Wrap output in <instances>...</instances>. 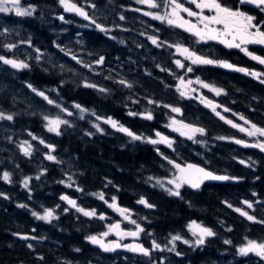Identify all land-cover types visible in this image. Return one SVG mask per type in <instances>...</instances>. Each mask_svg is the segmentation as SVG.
Returning <instances> with one entry per match:
<instances>
[{
  "label": "flooded vegetation",
  "instance_id": "af4514ba",
  "mask_svg": "<svg viewBox=\"0 0 264 264\" xmlns=\"http://www.w3.org/2000/svg\"><path fill=\"white\" fill-rule=\"evenodd\" d=\"M65 1L81 6L87 18L79 21L77 15L63 10L61 2L60 7L52 9L45 4L49 2L40 0L32 2L34 8L31 15L57 16L60 11L67 23L65 25V21L61 22L58 18L63 23L58 27H64V34L69 33L72 39H82L85 61H90L92 54L97 55L95 60L87 64V69L91 66L101 69L102 82L104 81V88L101 85L97 87V90L101 87L97 95L104 100L106 113L99 110L97 115L102 114L117 122V127L108 125L113 128L111 130L104 125L102 131H99L101 137H107L106 140L113 144L116 142V147L119 144L118 147L127 153L117 147L119 151L128 157L132 146L143 145L159 156L160 161L157 165L151 161L139 165L133 173L138 178L129 176L135 182L136 188L132 191L124 190L119 181L115 194H108L106 187H110L107 185L114 175L111 172L105 173L97 190H83L72 185L74 172L62 168L67 173L63 175L67 181L60 191L50 193L44 190L39 195L38 190L30 187L31 180L38 181L41 174L46 173L53 164L62 167V164L68 166L72 163L62 162L63 148L58 149L56 143H48L35 136L37 141L31 142L33 150H20L25 159L43 162L35 163V171L26 174L25 178L31 180L23 190L24 196L19 198L20 217L13 222H17V225L3 229V236L10 237L8 242L12 240L17 244L14 245L17 247L15 252L21 258H17L19 261L16 264H254L252 262L263 260L264 256L258 254L254 257L251 256L252 253L244 255L239 249L249 241L264 243V150L253 146L264 143V136L259 133L249 136L246 131L233 127V124L248 130H252L253 124L264 128V64L247 54L264 58V45L249 43L241 45V48H230L220 39L201 40L193 32H189L187 26L180 27V21L168 23L169 19L176 20L175 16L170 15L171 0ZM176 2L191 11L201 12L191 0ZM52 3L58 5L59 1ZM219 3L254 17L253 23L264 31V10L261 7L243 4L240 0H219ZM4 15L0 12V19H5L8 25L9 14L2 17ZM202 15L213 16L215 11L203 9ZM159 16L166 18L158 19ZM180 16L203 28L199 17H190L183 11H180ZM69 20L74 24H69ZM210 27L223 30L222 25L210 24ZM178 47L187 48L197 56L213 61L227 62L233 67L226 68L220 63L193 64L185 54L177 50ZM244 48L247 53L242 50ZM101 57L103 61L93 65ZM189 68L192 70L188 71ZM251 72L259 74V78L250 75ZM205 84L210 87H204ZM213 88L222 91L217 94ZM174 108L179 111H173ZM149 113L151 119L147 118ZM100 117L102 116H99V121ZM156 117H161L159 122L155 120ZM228 121H232V124ZM120 126L141 138L133 139L120 131ZM81 129L72 130L77 134L76 143L95 144L99 141V137L94 139L97 134L90 135L85 127ZM192 129L204 131L195 132ZM41 131L58 138L62 133L60 130L47 129L38 132ZM156 136L161 139L155 140ZM153 140L157 143H152ZM238 140L243 143H236ZM39 145L43 157L36 149ZM49 155L55 159L49 160ZM189 164L235 179L219 183L203 182L199 188H193L181 181L184 174L180 168ZM174 177L181 181L179 189L171 183ZM230 183L234 188L229 186ZM175 191L180 194H171ZM89 194L92 196L89 197ZM0 198L8 200L6 195L0 194ZM69 200L75 201V206L69 204ZM141 200L146 203H140ZM49 209L52 217L49 220L41 219ZM84 212L95 214L88 216ZM33 213L37 215L33 216ZM249 216L253 219H248ZM192 221L211 229L214 235L205 236L204 242L197 244L200 234L198 231L193 234V228L189 227L193 224ZM116 225L119 227H114ZM130 232H138V235H125ZM234 233L253 236L244 239L234 236ZM177 236L180 239L173 240ZM89 237H96L103 242L117 241L120 246L141 244L148 248V254L123 249L103 252ZM226 241L229 243H225ZM154 243L159 247H154ZM7 247L12 249L9 245ZM91 249L95 252H90ZM0 264L15 263L5 257L2 260L0 258Z\"/></svg>",
  "mask_w": 264,
  "mask_h": 264
},
{
  "label": "trees",
  "instance_id": "16d2710c",
  "mask_svg": "<svg viewBox=\"0 0 264 264\" xmlns=\"http://www.w3.org/2000/svg\"><path fill=\"white\" fill-rule=\"evenodd\" d=\"M34 1L36 0H29V2L31 3ZM40 1H47L49 3H52L56 0ZM17 17H8V27L10 29H15L19 26V28L22 29V38L24 36L26 38L25 41L19 45L20 48L17 52L19 53L17 59L20 58V60L27 64L28 67L17 69L12 65H9L14 69L7 67H4V69H2V65L0 66V76L3 75V78L9 80V89L12 92H17L18 88H22L24 92L23 99L25 101L22 104V109H20V112H15V114L13 115V120H10L9 122L13 121L15 123L14 127L16 128L21 127L22 132L32 131L35 136L42 138L43 141L48 143H56L58 149L63 148L64 157L61 155V157H63L62 162L72 163L68 166L62 164V167L57 165L55 166V164L51 165L46 173L41 174V178H39L38 181L35 182L31 180L30 187H34L35 190H38L37 194L39 195L41 194V192H44V190L59 192L63 187V183L67 181L66 178H63L65 172L62 168H64L72 170L74 172L72 185H75L76 187L83 190H97L100 186V182L103 179V176L107 172H111L112 174H114L113 179H111L107 185L110 187H106V190H108V194H115V190L117 188V185H119V181L121 182L124 190H135V182L134 180L130 179L129 176L133 175L134 171L138 169L139 165L146 164L149 161L157 165L160 161L159 156H157L149 149L145 148L143 145L132 146L129 149V153H131L129 157L122 154L119 149L123 152L126 151H124L122 148H119L117 145V147L119 148L118 149L115 146L116 142L113 144L110 142V140H106L107 137H101V133L96 128L97 122H99V116L97 115V112L101 110L102 112L106 113L104 100H102L100 96L97 95V87H95L96 89H94V87L90 85L76 86L77 84L69 82L62 84L60 83L61 78L58 75L56 69L51 74L46 75L45 70L47 67H42L35 62L34 58L30 59L29 57H27L29 55H27V51L31 48H34V45H36V51L39 52V54L35 55L39 57V59H41L42 56L43 59L52 58L56 53L60 55V51L56 50L55 52V49L53 48L52 41L55 40V34L52 29L63 25V23H61L54 14H46L42 15L41 17L35 14L26 16L24 19L20 18L19 16ZM26 29L30 32L25 31ZM21 47L24 48L21 49ZM41 52H43L44 54H42ZM36 56L34 57L36 58ZM29 85H31V87H29ZM47 86H49V89L45 91V96L47 97V99L38 96L37 91L33 93V89H35L36 87L45 88ZM55 88L58 89L57 104L53 102L49 103V95H51ZM32 94L34 95L33 98H31ZM7 99L8 101L6 102ZM2 101L11 109L14 108L15 104L12 99L4 96L2 98ZM26 101H29L30 103V106H28L29 112L27 115H23L22 112L25 110L24 107L27 106ZM77 104L80 105L83 111H81L77 107ZM54 110L61 113V118L69 117V115L74 116L75 121L70 125L73 126L75 130L79 128L81 129V127H85L89 130L90 135L97 134V138L94 139L97 140L99 137V141L95 144H78L76 143L77 134L75 131H62L59 138L56 135L55 137L48 136L43 131L38 132L41 129H44L42 127L43 117ZM114 118L118 119L119 117ZM160 119L161 117L155 118L157 122H159ZM10 145L11 144H8L7 148H5L6 143L0 142V194L6 195V197L8 198V200L0 198V258L2 260L6 257V259H11V263H18L19 260L17 258H21V256H18V253L15 252L17 251V247H14L16 243L12 240H9L11 241V243L8 242V239L10 237L3 236V229L4 227L12 228L14 226L13 222L19 218V198L20 196H24L23 190L27 188L23 187L17 189V187L21 185L20 182L18 183V181L21 180L20 173L22 172L25 175L33 173L35 171L33 167L37 166V164L39 163L42 164L43 160L32 161L29 159H22L19 153L16 156H12L14 152L10 148ZM36 149L40 156L43 157L41 146H36ZM147 156H149V159ZM4 160H8L13 165L7 168L8 172L12 174V182L2 179L4 167L2 166L1 161ZM35 163L37 164L34 165ZM133 178L136 179L138 178V176L134 174ZM231 185L234 188L233 184H230L229 186ZM91 196L92 195L89 194V197ZM3 205L4 208L2 209ZM236 229L237 224H235V230ZM234 236L244 237V239H246L253 235L251 234L245 236L240 233H234ZM258 241L261 240L258 239ZM8 245L11 246L12 249H9L7 247ZM93 251L95 252V250L93 249L90 250V252ZM252 263L264 264V259H261L259 262Z\"/></svg>",
  "mask_w": 264,
  "mask_h": 264
},
{
  "label": "snow or ice",
  "instance_id": "6c2138e0",
  "mask_svg": "<svg viewBox=\"0 0 264 264\" xmlns=\"http://www.w3.org/2000/svg\"><path fill=\"white\" fill-rule=\"evenodd\" d=\"M141 2H145V0H141ZM193 4L196 5L198 9H201V12H194L191 11L189 8H185L182 4H179L176 2V0H171L172 4V12L170 15L175 16L176 20L169 19L168 23L169 24H175L177 21H180L179 26L180 27H185L187 26V30L189 32H193L196 36H198L201 40L205 39H220L222 43L226 44L228 47H236V48H241V45H246L249 43H256V44H261L264 45V31L260 30L259 25L254 24L253 20L254 17L249 16L245 13H242L240 11H234L228 7H224L219 3V0H191ZM241 2H246V0H241ZM247 2H252L257 4L258 7H261L262 10H264V0H247ZM11 3L13 6H17L19 4V0H0V12H7L10 11L8 7H5L4 5ZM62 4H65L66 10L67 11H76L80 15L85 16L87 18L86 13L80 9L77 8L76 5H68L66 4L65 0H61ZM155 6V5H153ZM203 9H212L215 11V15L213 16H203L202 15V10ZM180 11H183L188 14L190 17H199L200 18V23L203 24V28H200L197 26V24L191 23L188 20H184L183 17L180 16ZM17 14L18 15H31V11L28 10H20L17 8ZM158 19H165L166 17L164 16H159L157 17ZM62 19V17H61ZM210 24H216V25H222L223 30L220 28H212L210 27ZM97 27H100L97 25ZM231 37V39H227V37ZM223 37V38H222ZM239 41V42H237ZM153 43H156L155 40H153ZM8 47H14V45H8ZM178 51H180L182 54H185L188 59L192 61L193 64H214V63H220L222 64L223 67L226 68H232L233 65L228 64L227 62H217L213 61L210 59H207L205 57L197 56L194 52H190L187 48H177ZM247 53V49L244 48L242 49ZM252 57V59H255L259 61V63L264 64V58L252 55L251 53H247ZM75 58V57H73ZM0 60H4L5 63L12 65L14 68L20 69V68H26L28 67L27 64H25L23 61L17 62L13 60H5L3 57H0ZM103 61V57L100 58L97 63H101ZM177 64H180L179 61H177ZM182 66V65H181ZM192 69L189 68L188 71H191ZM239 71H247L246 69H239ZM250 75L257 76L259 78V74L255 72L249 73ZM121 83H124V81H120ZM199 82V81H198ZM92 87H95L94 85H90ZM31 87V85H29ZM204 87H210L209 85L205 84ZM213 91H216L217 94H220L222 89H212ZM33 91H36L33 89ZM40 96H44L43 92L38 93ZM183 95V93H182ZM47 99V97H45ZM49 103H52V101H49ZM211 106V105H210ZM79 107V105H77ZM213 110H215L213 108ZM173 111H179V109H173ZM219 115V113H217ZM3 114L0 113V116ZM148 119H151V114L149 113L147 115ZM223 119V117H221ZM7 119L11 120L12 117L8 116ZM241 119H244L241 117ZM110 123L113 127H117V122L112 121L109 119L107 121ZM61 123H66V121H60V120H52L49 122V127L51 131H57L58 127ZM228 123L232 124V121H228ZM233 127H238L240 131L242 132H247L249 136H255L257 133H259L261 136H264V128H259L255 124L251 126L252 130L245 129L241 127L240 125L233 124ZM119 130L122 132H125L127 135L131 136L133 139H140L141 137L136 136L134 133H132L129 129L124 128L123 126L119 127ZM192 131L195 132H203V129H192ZM186 134V133H184ZM159 135V134H158ZM163 139V138H162ZM152 143H157V141H151ZM164 142H167L164 140ZM236 143H243V141H236ZM254 147H258L261 150H264V143H259L253 145ZM27 152V149L25 150ZM49 160H54L55 157L52 155H49L47 157ZM241 163H244L241 161ZM177 168H180L179 165L176 166ZM188 170H195V173L197 174L195 178L192 177H182L181 181L182 183H188L191 185L193 188H199L200 184L203 183L204 180H228V179H235L234 177H228V176H218L214 175L212 172L206 171L203 168H199L195 165H188L187 166ZM180 171L183 173L186 170L184 168H180ZM4 179H8V174H4ZM25 187H27V181H25ZM175 187L179 189L181 187V183H176ZM171 194L174 195H179V191L171 192ZM63 199H67V197H63ZM101 199H103V196H101ZM69 204H72L75 206V201L69 200ZM140 203H146V201L141 200ZM245 203H248L245 201ZM148 207H152V205H147ZM230 206V205H229ZM249 207H251V204H249ZM80 211H83V209H80ZM122 212L124 210H121ZM237 211H240V209H237ZM85 215L91 216L94 215V212H84ZM33 215H36V213H33ZM242 215H247V213H242ZM52 217V211L46 210L45 215L43 217H40L41 219L49 220ZM127 219V217H125ZM248 219H253V217L249 216ZM135 223V221H133ZM116 228L119 227V225L114 226ZM190 228H193V234L195 235L196 232L198 231L200 234V238L196 241L197 244H202L203 238L205 236H212L214 233L212 232L211 229L208 228H203L200 225H196L195 222H193L192 225H189ZM104 235H107L105 233ZM125 235H130V236H136L138 235V232H130L126 233ZM92 243L100 244L101 241L98 240L96 237H89ZM180 239V237H173V240ZM185 243H188V241H184ZM225 243H229L226 241ZM103 246V245H102ZM154 247H159V245H156L155 243L153 244ZM31 247V245H29ZM133 251H140L145 254H148V250L144 249L143 247L137 246L136 248L132 249ZM241 254L246 255L248 252L256 251L258 252L259 255L264 256V243L257 244L254 241H249L247 246L241 247L239 249Z\"/></svg>",
  "mask_w": 264,
  "mask_h": 264
},
{
  "label": "rangeland",
  "instance_id": "374dc122",
  "mask_svg": "<svg viewBox=\"0 0 264 264\" xmlns=\"http://www.w3.org/2000/svg\"><path fill=\"white\" fill-rule=\"evenodd\" d=\"M58 1H59L58 5H56L55 3H47V5L50 8H52V9H57V7L58 6L60 7V5H61L60 4L61 0H58ZM4 6L8 7L10 9V11L3 12L4 14H9V17H17V16H19L22 19H24L27 15H18L17 14V8H19L20 10H28V11H31V12L33 11V8H34L33 4L31 2H29V0H19V4L17 6H13L11 3H8V4L4 5ZM57 13H58V15L56 17L59 18L61 22H62V20L65 21V24H66L67 23L66 19L63 17V15L60 13V11L57 12ZM61 17H62V19H61ZM5 22H6L5 19H0V27H1L0 28V34H1V36H0V44H1L0 57H3L5 60H13V61L20 62L21 61L20 58L17 59V56L19 55V53H17V52H18V49L20 48L19 45L22 42L25 41L26 37L24 36L22 38V29H20L19 26L17 28H15V29H10ZM68 23L69 24H74V22L70 21V20L68 21ZM64 30H65L64 27H62V28H57L56 27L55 29H52V31H54V33H55V40L53 41V48H55V50H59L60 51V55H58V53H56L57 55L55 54V56H54L55 58L52 57V58H49V59H43V56H42L41 59H39V57H37L35 55V54H39V52L36 51L37 50L35 48L36 45H34V48H31V49H29L27 51V53L29 54V55L27 54L28 55L27 57H29L30 59L34 58L35 62L38 65H40L42 67H45V68L47 67L46 70H45V74L46 75L47 74H51L56 69L57 72H58V75L61 78V82L60 83H62V84H65V83L69 82V83L77 84L76 86H79V85H84V86L94 85L95 87H98L99 85H101V87H102L103 86V82H102V79L100 78V76L102 77L101 69H99L96 66H91V67H89V70L87 69L88 62H86L84 57H83L84 50H83L82 39L80 37H78V38L73 40L71 37H69L68 34H64ZM25 31L30 32L27 29ZM56 31L58 32V34H56L57 33ZM8 45H14V47L10 48V47H8ZM3 47H5V48H3ZM23 48L24 47H21V49H23ZM59 48H61V49H59ZM41 53L44 54L43 52H41ZM1 55H3V56H1ZM34 56H36V58ZM73 57H75V58H73ZM96 57H95V55H92V58L90 59L89 62H92L93 60H95ZM96 63L97 62L94 61L93 65H95ZM0 65H2V69H4V67L14 69L11 66H9L10 64L5 63L4 60H0ZM94 73H95V75H93ZM2 80L4 81V83H3ZM8 82H9V80H7L5 78H2V76L0 77V94H1L0 95V113L3 114L2 116H0V142L6 143L5 148H7L8 144H11L10 148L14 152L12 154V156H16L19 153L20 157L22 159H25L23 154H22L23 152L20 150V148H22L24 151L26 149H27V151L29 149L33 150L34 149V145L31 142L33 140L35 141L36 137H34L35 135H34V133L32 131L31 132L30 131L22 132V128L21 127H18V128L14 127L15 123L13 121L9 122L10 120L7 119L8 116H11L13 118V115L15 114V112H20V109H22V104L25 101L23 99V95H24L23 89L22 88H18L17 92H12L9 89V83ZM48 89H49V86H47L45 88H41V87H39V88L36 87L35 88V90L37 91V95L38 96H40L38 93H40V92L44 93V96H40V97H43V98L46 97L45 96V91H47ZM99 89L97 90L98 92H99ZM102 90H103V88L101 89V91ZM36 91H33V93L36 92ZM101 91H100V93H101ZM4 96L14 100V104L15 105H14L13 110H11V108L8 107L2 101V98ZM33 97H34V95L32 94L31 98H33ZM57 97H58V89L55 88L53 90V92L51 93V95H49V101H52L53 103L57 104ZM133 97H134V95L132 96V98ZM7 101H8V99L6 100V102ZM26 104H27V106L24 107L25 110L22 112L23 115H27L28 112H29L28 111V106H30L29 101H26ZM77 105H79V104H77ZM61 107H63V106H61ZM5 108L7 109V111H6ZM78 108L81 111H83V109L80 107V105H79ZM98 115L102 116V117H100V121L96 125V128L99 131H102L104 125L107 126L108 130L113 129V128H109L108 127V125L110 123H108L107 121L110 118L103 117L104 115L99 114V113H98ZM74 118L75 117L71 116V115H69V117L61 118V113L56 111V110H54L51 113L46 114L45 117H43V121H42L43 125H42V127L44 129L50 130L49 122L52 121V120H60V121H66V123H61L59 125V127H58V130L73 132L72 130L74 129V127L71 126L70 124L74 123V121H75ZM154 139L158 141L161 138L159 136H156V137H154ZM1 164L4 167V170H3V173H2V179L3 180H9V181L12 182L13 181L12 174H10L8 172L7 168H9L10 166H13V165L8 160L1 161ZM226 167H227L228 171L231 172L230 169L228 168V166H226ZM5 173L8 174V179H4V174ZM20 174H21V180H19L18 183L20 182L21 185H19L17 187V189L25 187V181H27V184H28L30 182V180H31V179L27 180L25 178L26 175H24L23 173H20ZM15 180H16V178H15ZM171 183L175 186L176 183H181V181L177 180L174 177L171 180ZM10 184H12V183H10ZM247 244H245L243 247L247 246ZM248 253L249 254L250 253L256 254V255H252L251 254V256H254V257H257V255H258V252H256V251H252V252H248ZM246 255H248V254H246Z\"/></svg>",
  "mask_w": 264,
  "mask_h": 264
},
{
  "label": "water",
  "instance_id": "95a60500",
  "mask_svg": "<svg viewBox=\"0 0 264 264\" xmlns=\"http://www.w3.org/2000/svg\"><path fill=\"white\" fill-rule=\"evenodd\" d=\"M241 1V0H240ZM243 4H248V5H251V6H254V7H258L257 6V4H255V3H252V2H247V0H246V2H242ZM66 4H68V5H73L74 3H71V2H66ZM74 5H76V4H74ZM63 6H64V8H65V10H66V7H65V4H63ZM76 7L77 8H80V9H82L81 7H79L78 5H76ZM83 10V9H82ZM84 11V10H83ZM66 12L67 13H75V14H77L78 16H79V18H81V19H86V17L85 16H82V15H80L78 12H76V11H67L66 10ZM190 165V164H189ZM191 165H195V164H191ZM188 166V165H187ZM187 166H183L182 168H184L186 171L185 172H183V174H184V177H192V178H195V176L197 175L196 173H195V170L193 169V170H188L187 169ZM195 166H197V165H195ZM197 167H199V168H203V167H200V166H197ZM204 169V168H203ZM206 171H208L207 169H205ZM209 172H211V171H209ZM214 175H218V174H215V173H213ZM218 176H224V175H218ZM210 181H214V182H220V181H229V179L228 180H204L203 182H210ZM234 181V180H233ZM190 185V184H189ZM201 185V184H200ZM191 186V185H190ZM17 237H19V235H16ZM100 241H101V239H100ZM103 245V246H102ZM95 246H97L101 251H103V252H113L114 250H118V249H123V250H125V251H129V252H134V253H143V252H140V251H133L132 249L133 248H136L137 246H140V247H143L141 244H135V243H133V244H131V245H124V246H120L118 243H117V241H110V242H103V241H101V243L100 244H96ZM144 248V247H143ZM144 249H146V248H144Z\"/></svg>",
  "mask_w": 264,
  "mask_h": 264
},
{
  "label": "bare ground",
  "instance_id": "6f19581e",
  "mask_svg": "<svg viewBox=\"0 0 264 264\" xmlns=\"http://www.w3.org/2000/svg\"><path fill=\"white\" fill-rule=\"evenodd\" d=\"M79 1V0H78ZM106 1V0H105ZM106 3V2H105ZM109 5H110V3L109 2H107ZM45 4H47V3H45ZM98 5V4H97ZM106 5V4H105ZM101 6V5H100ZM98 7H99V5H98ZM103 7H105V6H103ZM99 9V8H98ZM110 9V8H109ZM111 9H113V8H111ZM96 13V12H95ZM1 14H2V12H1ZM5 15H7V14H5ZM4 15V16H5ZM99 15V14H98ZM4 16H2V17H4ZM100 16V15H99ZM9 17V16H8ZM97 17V16H96ZM106 17V16H105ZM111 17V16H110ZM18 18V17H17ZM109 19V18H108ZM16 23V22H15ZM51 23V22H50ZM70 23V22H69ZM49 24V23H48ZM45 25V24H44ZM135 26H138L137 24H134ZM7 26V25H6ZM49 26V25H48ZM50 26H52V25H50ZM69 26V25H68ZM134 26V27H135ZM41 27V26H40ZM1 28V27H0ZM17 28V27H16ZM39 28V27H38ZM49 28V27H48ZM54 28V27H53ZM56 28V27H55ZM59 28V27H58ZM67 28V27H66ZM133 28V27H132ZM143 28V27H142ZM34 29V28H33ZM40 29H42V28H40ZM47 29V28H46ZM72 29V28H71ZM75 29V28H74ZM78 29V28H77ZM80 29V28H79ZM134 29V28H133ZM73 30V29H72ZM135 30V29H134ZM139 30H141V29H139ZM143 30V29H142ZM43 31V30H42ZM65 31V30H64ZM67 31V30H66ZM89 31V30H88ZM15 32V31H14ZM57 32V31H56ZM62 32V31H61ZM68 32H69V30H68ZM67 33V32H66ZM74 33V32H73ZM87 33V32H86ZM91 33V32H90ZM52 34V33H51ZM55 34V33H54ZM56 34H58V32L56 33ZM85 34V33H84ZM93 34V33H92ZM146 34H147V32H146ZM68 35H69V33H68ZM71 35V34H70ZM73 35V34H72ZM76 35V34H75ZM91 35V34H90ZM70 37V36H69ZM72 37H74V36H72ZM89 37V36H88ZM58 38V37H57ZM124 38V37H123ZM71 39V38H70ZM58 40V39H57ZM120 40H121V37H120ZM124 40H125V38H124ZM53 42V41H52ZM4 43V42H3ZM50 43V42H49ZM118 43V42H117ZM9 44V43H8ZM123 44V43H122ZM49 45V44H48ZM47 45V46H48ZM67 45V44H66ZM3 48H5V47H3ZM2 48V49H3ZM55 49V48H54ZM59 49H61V48H59ZM87 49V48H86ZM50 51V50H49ZM117 51V50H116ZM115 51V52H116ZM123 51V50H122ZM55 52H56V50H55ZM92 52V51H91ZM120 52V51H119ZM3 53V52H2ZM28 54V53H27ZM114 54V53H113ZM117 54V53H116ZM57 55V54H56ZM93 55V54H92ZM1 56H3V55H1ZM20 56H21V54H20ZM47 56V55H46ZM97 55H95V57H96ZM117 57V56H116ZM55 58V57H54ZM108 58V57H107ZM88 61V60H87ZM89 62V61H88ZM90 63V62H89ZM91 65V64H90ZM1 66V65H0ZM116 68V67H115ZM109 69V68H108ZM6 70V69H5ZM89 70V69H88ZM1 71V70H0ZM3 71V70H2ZM9 71V70H8ZM91 72V71H90ZM108 72H109V70H108ZM117 72V71H116ZM14 73V72H13ZM103 73V72H102ZM104 73H106V72H104ZM93 75H95V73L93 74ZM115 75H117V74H115ZM3 76V75H2ZM99 76V75H98ZM97 76V77H98ZM108 76V75H107ZM114 76V75H113ZM1 77V76H0ZM3 78V77H2ZM100 78L102 79V77L100 76ZM119 78V77H118ZM12 79V78H11ZM109 79V78H108ZM103 80V79H102ZM107 80V79H106ZM3 81V80H2ZM16 81H17V79H16ZM22 81V80H21ZM99 81V80H98ZM14 82H15V79H14ZM104 82V81H103ZM107 82V81H106ZM110 82V81H109ZM3 83H4V81H3ZM19 83V82H18ZM106 86V85H105ZM12 87V86H11ZM103 87V86H102ZM108 87V86H107ZM104 88V87H103ZM18 90V89H17ZM110 91V90H109ZM111 93H113V92H111ZM118 93V92H117ZM123 93V92H122ZM126 93V92H125ZM128 93V92H127ZM115 94V93H114ZM119 94V93H118ZM124 94V93H123ZM1 95V94H0ZM19 95V94H18ZM116 95V94H115ZM121 95V94H120ZM117 96V95H116ZM125 96H126V94H125ZM19 98V97H18ZM111 98H112V96H111ZM118 98V97H117ZM116 98V99H117ZM20 99V98H19ZM12 101H14V100H12ZM124 105H126V104H124ZM4 106V105H3ZM9 107V106H8ZM124 108V107H123ZM126 108V107H125ZM6 109V108H5ZM127 109V108H126ZM130 109V108H129ZM11 110H13V109H11ZM133 110V109H132ZM6 111H7V109H6ZM123 111V110H122ZM5 112V111H4ZM11 115V114H10ZM12 120H13V118H12ZM2 124V123H1ZM11 124V123H10ZM5 126V125H4ZM29 126V125H28ZM32 127V126H31ZM4 130V129H3ZM3 132V131H2ZM4 133V132H3ZM8 135V134H7ZM35 137V136H34ZM33 142H34V140H33ZM119 145V144H118ZM21 149V148H20ZM123 149V148H122ZM63 150V149H62ZM22 151V150H21ZM136 151V150H135ZM60 151H58V153H59ZM65 152V151H64ZM127 152V151H126ZM131 152V151H130ZM26 153H24V155H25ZM60 157V156H59ZM58 158V157H57ZM58 162V161H57ZM56 166V165H55ZM58 166V165H57ZM45 169V168H44ZM153 169V168H152ZM47 170V169H46ZM36 176V175H35ZM170 176V175H169ZM168 176V177H169ZM168 180V179H167ZM114 183V182H113ZM219 183V182H218ZM211 184V183H210ZM231 184V183H230ZM43 191V190H42ZM48 192V191H47ZM50 192V191H49ZM53 192V191H52ZM52 192H50V193H52ZM90 192V191H89ZM24 193V192H23ZM49 193V194H50ZM64 193V192H63ZM62 193V194H63ZM97 194V193H96ZM24 195V194H23ZM42 195V194H41ZM58 195V194H57ZM126 195V194H125ZM244 195V194H243ZM25 196H26V194H25ZM48 196V195H47ZM97 196V195H96ZM28 197H29V195H28ZM30 197H32V196H30ZM99 197V196H98ZM25 198V197H24ZM27 198V197H26ZM33 198V197H32ZM240 198H242V197H240ZM239 198V199H240ZM44 199V198H43ZM46 199V198H45ZM245 199V198H244ZM262 199V198H261ZM35 200V199H34ZM124 200V199H123ZM135 200V199H134ZM31 201H33V200H31ZM36 201V200H35ZM137 201V200H136ZM50 203H52V202H50ZM39 204V203H38ZM56 204V203H55ZM20 205V204H19ZM35 205V204H34ZM50 205V204H49ZM243 205V204H242ZM28 206V205H27ZM31 206V205H30ZM36 206V205H35ZM39 206V205H38ZM40 206H42V204L40 205ZM46 206V205H45ZM44 206V207H45ZM43 207V206H42ZM50 207V206H49ZM154 207V206H153ZM243 207H244V205H243ZM39 208H41V207H39ZM38 208V209H39ZM46 208V207H45ZM47 209V208H46ZM42 211H43V209H41ZM30 211V210H29ZM34 211V210H33ZM246 211V210H245ZM244 211V212H245ZM41 212V211H40ZM21 213V212H20ZM41 214V213H40ZM25 215V214H24ZM31 216V215H30ZM34 216V215H33ZM239 216V215H238ZM20 217V216H19ZM16 218V217H15ZM150 218V217H149ZM241 218V217H240ZM154 219V218H153ZM33 220V219H32ZM59 220V219H58ZM65 220V219H64ZM39 222V221H38ZM70 222V221H69ZM193 222V221H192ZM28 223V222H27ZM14 224H16L17 225V222L16 223H14ZM20 224V223H19ZM74 224V223H73ZM40 225V224H39ZM27 226V225H26ZM22 227V226H21ZM30 228V227H29ZM67 230V229H66ZM76 231V230H75ZM16 232V231H15ZM21 233V232H20ZM68 233V232H67ZM22 234H23V232H22ZM27 234V233H26ZM32 234V233H31ZM30 234V235H31ZM38 234V233H37ZM34 235V234H33ZM43 235V234H42ZM59 236V235H58ZM64 236V235H63ZM66 236V235H65ZM19 238H20V236H19ZM35 238V237H34ZM228 239V238H227ZM224 240V239H223ZM23 241V240H22ZM26 241H28V240H26ZM32 241V240H31ZM75 241V240H74ZM10 243H11V241H9ZM29 243V242H28ZM31 243V242H30ZM29 243V244H30ZM13 244H15V243H13ZM23 244H25V243H23ZM35 244V243H34ZM57 244V243H56ZM181 244V243H180ZM192 244H194L193 242H192ZM17 245V244H16ZM59 245V244H58ZM188 245V244H187ZM144 246V245H143ZM195 246V245H194ZM193 246V247H194ZM224 246V245H223ZM59 247H60V245H59ZM189 247V246H188ZM201 248H202V246H200ZM204 247V246H203ZM206 247V246H205ZM209 247V246H208ZM70 248V247H69ZM190 248V247H189ZM19 249H20V247H19ZM59 249V248H58ZM72 249V248H71ZM148 249V248H147ZM182 249V248H181ZM26 251V250H25ZM46 251V250H45ZM67 251V250H66ZM198 251H199V249H198ZM200 251H202V249H200ZM226 251V250H225ZM224 251V252H225ZM231 251V250H230ZM58 252V251H57ZM220 252V251H219ZM227 252H229V251H227ZM59 253V252H58ZM63 253V252H62ZM73 253V252H72ZM192 253V252H191ZM194 253V252H193ZM222 253V252H221ZM236 253V252H235ZM203 255V254H202ZM207 256V255H206ZM218 256H219V254H218ZM221 256V255H220ZM215 257V256H214ZM198 258V257H197ZM207 258V257H206ZM229 258V257H228ZM200 259V258H199ZM214 259V258H213ZM220 259H222V258H220ZM246 259V258H245ZM16 260V259H15ZM224 260V259H223ZM17 261V260H16ZM214 261V260H213ZM231 261V260H230ZM223 262H225V261H223ZM16 263V262H15ZM145 263V262H144ZM215 263V262H214ZM141 264H143L142 262H141ZM196 264V263H195ZM211 264H212V262H211ZM233 264V263H232Z\"/></svg>",
  "mask_w": 264,
  "mask_h": 264
}]
</instances>
